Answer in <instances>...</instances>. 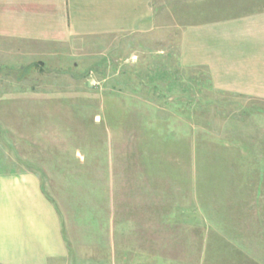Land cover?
I'll use <instances>...</instances> for the list:
<instances>
[{
  "label": "rangeland",
  "instance_id": "rangeland-1",
  "mask_svg": "<svg viewBox=\"0 0 264 264\" xmlns=\"http://www.w3.org/2000/svg\"><path fill=\"white\" fill-rule=\"evenodd\" d=\"M182 28L0 41L1 161L42 179L72 264H264V102L182 67Z\"/></svg>",
  "mask_w": 264,
  "mask_h": 264
},
{
  "label": "crops",
  "instance_id": "crops-1",
  "mask_svg": "<svg viewBox=\"0 0 264 264\" xmlns=\"http://www.w3.org/2000/svg\"><path fill=\"white\" fill-rule=\"evenodd\" d=\"M164 19L183 26L182 67L207 70L216 91L264 102V0H0V41L10 52L61 48L152 34ZM64 232L42 179L0 157V264H72Z\"/></svg>",
  "mask_w": 264,
  "mask_h": 264
}]
</instances>
